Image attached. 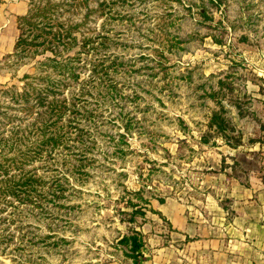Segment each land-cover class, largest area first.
I'll use <instances>...</instances> for the list:
<instances>
[{
  "label": "rangeland",
  "instance_id": "rangeland-1",
  "mask_svg": "<svg viewBox=\"0 0 264 264\" xmlns=\"http://www.w3.org/2000/svg\"><path fill=\"white\" fill-rule=\"evenodd\" d=\"M29 8L0 0V94L48 76L65 102L44 131L8 110L0 264H192L264 222V0H88L59 9L75 46L17 58Z\"/></svg>",
  "mask_w": 264,
  "mask_h": 264
},
{
  "label": "trees",
  "instance_id": "trees-1",
  "mask_svg": "<svg viewBox=\"0 0 264 264\" xmlns=\"http://www.w3.org/2000/svg\"><path fill=\"white\" fill-rule=\"evenodd\" d=\"M101 3L105 4V2ZM98 5L101 6L99 3ZM82 6L86 8L83 16L87 18L89 12L94 11L92 8H87L88 0H62L58 2H55V0H38L37 2L36 0H30V8L25 15L20 17V24L25 27L15 43L14 56L18 58L23 55L20 52H16L18 46L22 47L21 51H24L27 45L34 47L46 45L48 47L47 49H50L56 55L62 54L61 50H58L60 46L64 49L75 46L78 40L74 32H80L78 26L85 22L73 23L66 22L67 19L59 20V16L62 14V10L59 9L64 7V11L67 12L72 7L73 10L78 11ZM82 39L85 40L86 38L83 36ZM48 60L52 61L48 64L54 68L57 67L59 73L63 71V68L66 69L65 64L60 63L55 58H49ZM23 79L24 84L22 85V90H18L13 86L1 90L0 96H2L4 101H7V103L3 102L0 104L1 134L10 132V128L7 129L6 127L10 126L13 121L19 119L18 116L9 114L8 110L23 112L28 116L35 115L34 119L40 123L37 128H41L43 131L50 129L49 126L56 123L61 117L62 113L60 109L64 106L62 102H65L64 97L60 98L63 88H60V84L62 85V83L58 82L61 80L57 82L51 80L48 76H31L29 74H25ZM34 124L32 122L31 126H34ZM9 141L10 138H6L3 135L0 137V145L5 146ZM10 193L12 194V192ZM129 219L133 221V215ZM126 239L130 241L133 256L137 257V255H141L139 251L141 243L138 241L137 236L130 235Z\"/></svg>",
  "mask_w": 264,
  "mask_h": 264
},
{
  "label": "crops",
  "instance_id": "crops-1",
  "mask_svg": "<svg viewBox=\"0 0 264 264\" xmlns=\"http://www.w3.org/2000/svg\"><path fill=\"white\" fill-rule=\"evenodd\" d=\"M264 195V194H262ZM264 202V201H263ZM259 220H264V205L259 209ZM231 231L230 237L227 230ZM226 237L197 240L204 255L191 259L192 264H264V222H252L248 226H230ZM190 260V261H191Z\"/></svg>",
  "mask_w": 264,
  "mask_h": 264
}]
</instances>
